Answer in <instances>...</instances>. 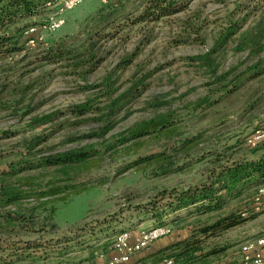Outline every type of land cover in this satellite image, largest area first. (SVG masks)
<instances>
[{
    "label": "rangeland",
    "instance_id": "374dc122",
    "mask_svg": "<svg viewBox=\"0 0 264 264\" xmlns=\"http://www.w3.org/2000/svg\"><path fill=\"white\" fill-rule=\"evenodd\" d=\"M147 1L83 0L65 13V25L42 33L43 41L38 45L0 60V171L11 170L24 160L34 165L65 152H92L82 164L30 169L10 180L22 183L23 190L31 193L18 206L7 209L33 210L38 219L36 228H41L38 233H26L18 227L9 235L16 246L28 241L46 244L51 256L58 238H74L71 233L86 225L99 231L110 228L115 219H130V214L157 200L160 193L200 182L217 154L250 159L256 156L252 150L264 142L249 143L258 131L264 133V52L255 57L249 51H236L232 39L215 55V77L191 59L214 47L230 16L237 19L258 6L245 30L264 20V6L257 5L258 0H192L176 15L142 24L138 20ZM197 15L201 16L199 32L188 33V41L177 42L188 35L184 33L186 20ZM50 48L89 52L83 58L93 56L100 64L92 72H84L89 68L86 65L72 73L69 70L74 68L64 64L73 60L51 63L43 59ZM130 55L132 64L122 68V59ZM259 62L261 67L254 70ZM254 72L263 73L255 77ZM108 76L116 82L112 95L106 93L104 85ZM145 76L148 85L144 92L122 100L121 108L109 114L112 102L131 89V81ZM87 102L93 111L76 116L75 107ZM164 114L170 115L167 129L132 135L143 122ZM46 115H52L54 121L35 123L36 117ZM160 154L161 158L146 161ZM50 190L61 193L45 195ZM52 206L56 208L55 228L46 219ZM181 214L187 220L172 225L173 233L167 237L170 241L185 238L197 220L209 216L189 217L185 210ZM175 217L166 214L164 220ZM145 222L151 221L138 224ZM43 224H47V231H43ZM139 229L131 230L136 231L133 235ZM263 232L264 212L212 240L229 246L214 264H233L241 244ZM86 238L85 248L99 244L92 237ZM72 258L73 264L84 262L82 251Z\"/></svg>",
    "mask_w": 264,
    "mask_h": 264
},
{
    "label": "trees",
    "instance_id": "16d2710c",
    "mask_svg": "<svg viewBox=\"0 0 264 264\" xmlns=\"http://www.w3.org/2000/svg\"><path fill=\"white\" fill-rule=\"evenodd\" d=\"M190 1L192 0H148L142 6L143 10L138 21L142 24H148L159 21L165 16L176 15L184 11L185 4ZM47 2L48 0H0V60L29 51L24 32L30 25L37 23L32 21L42 15ZM257 3L259 6H264V0H258ZM238 9L243 12L242 7ZM257 9H259L258 6L252 10H247L245 15L237 19L230 16L228 25L221 30L215 40L214 47L205 55L191 58L192 61L202 64L210 71L211 76L215 77L218 73L215 55L223 50L232 39L236 51H249L252 56L259 57L264 52V20H260L252 27L244 30L249 17ZM200 19L201 16L197 15L186 20L184 33H189L191 36L193 32L198 33L202 27L198 24ZM189 34L176 41H188L190 39ZM46 53L47 55L43 59L51 63L73 60V62L64 64L65 67L74 68V70H69L72 73H78L79 69L86 65L89 68L84 72H92L100 64L99 60L95 59L94 61L93 56L83 58L89 52L74 53L50 48ZM132 57L130 55L123 58L121 67L128 69L132 64ZM260 62L255 64L254 70L261 67ZM262 73L254 72L252 75L257 77ZM112 78L113 76H108L104 82L106 93H111V95L117 90L114 88L116 82H113ZM221 78L223 76H219V79ZM146 80L147 76L142 79H133L131 81L132 87L125 92V96L122 95L112 102V110L109 114H113L121 108L122 100L129 101L137 95H141L148 85ZM137 87L140 88L135 92ZM74 111L76 116H85L93 109L91 103L87 102L76 106ZM169 116L164 114L143 122L132 131V135L139 137L154 132H162L171 123ZM54 119L52 115H46L36 117L34 121L37 125H44L50 121L53 122ZM107 123L111 122L107 121ZM104 134L105 130H103ZM97 135L101 137L102 133ZM32 145L30 143V146L34 148L35 146ZM258 145L252 150L256 156L250 159L245 157L234 159L223 154H217V158L212 161L213 166L200 182L160 193L157 200L137 208V212L130 214V219H115L110 228H102L99 231L97 229L91 230L86 225L76 233H71L74 238L68 239L69 236L66 235L63 238H58L57 246L50 251L52 252L51 256H49L50 253L46 244L41 245L35 242L31 244L28 241L26 245L16 246V243H11L9 235L17 232L18 227H22L26 233H38L41 228H36L38 219L33 210H25L22 207L15 210L7 209L9 206H18L20 201L25 199V196L30 192L23 190L22 183H18V181L13 183L10 180L30 169L82 164L92 157V152L80 149L43 158L34 165L28 164L27 160L15 164L11 170L0 171V264H73L72 255L79 251L84 254L85 250L88 249L84 246L85 241L83 239L86 237H92V240L99 243L105 241L98 250L107 253L112 248L114 237L118 233L134 230V227L123 228L122 225L133 221L154 220V223L172 227L173 224L187 220V216H181L183 215L181 210H185L184 215H189V217L201 219L203 216H209L205 220H197L192 226L191 233L185 238L140 259L141 264H161L169 258L173 259L175 264H214V260L226 252L229 246L213 243L212 240L222 237L234 228L247 224L262 213L255 212L253 209L257 191L264 184V142H259ZM162 156L163 154L150 156L146 158V161ZM56 193H61V191L50 190L45 195H55ZM45 195L43 197H47ZM165 197L166 199H164ZM163 200L166 202L163 203ZM235 202H238V207H236L237 204L235 205L236 208L233 207ZM178 211L180 212L176 215ZM55 213L56 208L52 206L46 215L47 222L50 221L53 228L57 227L54 223ZM166 214L176 217L165 221ZM107 222L109 223V220ZM45 230L47 231V224L43 226V231ZM75 239L80 241L74 242ZM10 249H13L10 251L11 254L8 252ZM35 254H42L43 257L35 256ZM88 256L90 257L87 260L96 257L93 250Z\"/></svg>",
    "mask_w": 264,
    "mask_h": 264
},
{
    "label": "built area",
    "instance_id": "2783aa9c",
    "mask_svg": "<svg viewBox=\"0 0 264 264\" xmlns=\"http://www.w3.org/2000/svg\"><path fill=\"white\" fill-rule=\"evenodd\" d=\"M83 0H48L44 12L40 16V21L30 25L24 32L28 47H35L38 42L43 41L42 33L55 32L65 25V13L79 6ZM264 133L258 131L256 136L249 139L262 141ZM255 212L264 211V184L257 191L253 204ZM125 230L114 237L112 250L115 255L106 258L105 253L96 251V258L100 259L98 264H141L140 260L134 257L142 251L149 249L151 245L164 237L173 233L169 225L154 223L148 227L142 226L139 231ZM264 232L253 238L247 239L241 244V259L238 264H264ZM161 264H175L173 259H165Z\"/></svg>",
    "mask_w": 264,
    "mask_h": 264
},
{
    "label": "crops",
    "instance_id": "0c3cea01",
    "mask_svg": "<svg viewBox=\"0 0 264 264\" xmlns=\"http://www.w3.org/2000/svg\"><path fill=\"white\" fill-rule=\"evenodd\" d=\"M146 223H148L147 225H145ZM152 224H154V220H153V223H152V221L151 222H145V223H143V225L142 226H145V227H148V226H150V225H152ZM142 226H139V224H138V222L137 221H133V222H131V223H128V224H126L125 226H124V228H126V227H130V228H132V227H134V230H136L137 228H139V227H142ZM133 232V231H132ZM134 232H136V231H134ZM262 234V233H261ZM259 235V234H258ZM257 236V235H256ZM168 237V236H167ZM167 237H164V238H162V239H160V240H157V241H155L152 245H151V247L149 248V249H146V250H144V251H142L141 253H139V254H137L135 257H134V260H140V259H143V258H145V257H147L148 255H150V254H152V253H155V252H157V251H159L160 249H162V248H164V247H166V246H168V245H171L172 243H174V242H176V241H178V240H181V239H183V238H177V239H175V240H172V241H170V239H168ZM253 237H255V236H253ZM253 237H251V238H253ZM250 239V238H249ZM105 242L103 241V242H100L98 245H96V246H94V247H92V248H88V249H86L85 250V252H84V262H82V264H98V263H100V259H98V258H96L95 257V259L93 258V259H91V260H87V258L88 257H90V256H88L89 254H90V252L93 250L94 251V254H95V252L96 251H99L98 249H100V247L104 244ZM239 255L237 256V258L235 259L236 261L233 263V264H238V262L240 261V259H241V254H240V252L238 253ZM105 255H106V258L108 259L109 257H112L113 255H115V252L112 250V248H110V250L107 252V253H105ZM263 255H264V250H263Z\"/></svg>",
    "mask_w": 264,
    "mask_h": 264
}]
</instances>
